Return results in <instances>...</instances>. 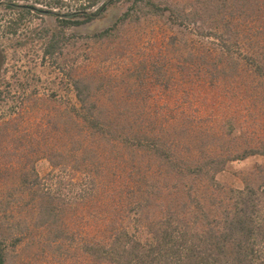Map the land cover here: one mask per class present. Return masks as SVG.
Returning a JSON list of instances; mask_svg holds the SVG:
<instances>
[{
    "label": "trees",
    "instance_id": "16d2710c",
    "mask_svg": "<svg viewBox=\"0 0 264 264\" xmlns=\"http://www.w3.org/2000/svg\"><path fill=\"white\" fill-rule=\"evenodd\" d=\"M112 2L73 0L74 8L67 0H0V7L51 12L62 26H78L101 16ZM129 2L120 22L99 36L111 35L133 16H167L182 28L183 44L178 35L170 39L182 52L167 58L169 71L163 65L153 73L161 70L166 84L158 90L167 98L152 99L155 88L148 83L143 92L149 96L107 106L78 77L72 82L77 101L66 112L71 128L64 129L67 121L58 113L35 129L20 130L23 107L8 111L13 116L0 122L3 216H11L12 204L22 206L30 224L53 228L59 238L70 236L59 222L80 206L76 216L90 224L80 235L81 249L91 264H264V164L241 188L217 180L233 161L264 156V139L255 137L256 130L248 138V129L224 111L233 100L220 96L228 97L236 83H251L255 99L261 92L264 103V0H206L217 5L208 16L198 5L187 9L171 0ZM191 24L200 39L186 36ZM61 44L62 37L53 34L44 56L61 53ZM197 80L202 92L195 91ZM210 104L215 110L207 115ZM41 159L52 167L44 176L37 169ZM114 159L122 171L110 180ZM12 174L17 178H8ZM21 236L0 225V264H9L11 242Z\"/></svg>",
    "mask_w": 264,
    "mask_h": 264
},
{
    "label": "rangeland",
    "instance_id": "374dc122",
    "mask_svg": "<svg viewBox=\"0 0 264 264\" xmlns=\"http://www.w3.org/2000/svg\"><path fill=\"white\" fill-rule=\"evenodd\" d=\"M67 1H71L72 7H77L73 0ZM171 1L187 9L198 5L205 10L207 16L208 12L217 10L215 3L207 4L206 0ZM129 7V0H113L108 9L93 21L78 26H62L54 13L32 10L29 14H23L24 11L19 12L21 8L14 12L2 5L0 122L4 117L12 115L8 111L18 113L21 106L24 109L22 110L24 117L18 120L20 130L26 127L35 129L45 123L49 116L59 115L58 113L67 121L69 117L66 112L71 110V104L77 101L72 82L78 77L85 78L91 86L94 99L107 106H110L109 103L112 101H137L149 96L143 92L148 83L155 88L154 93L150 95L152 99L161 101L167 98L164 92H160L166 84L161 80V70L158 71V75L154 76L153 73L163 65L169 71L171 67L168 68L165 63L167 58L169 56L178 58L182 52L180 45L173 47L170 43L171 37L178 35V40L183 44L182 28L172 25L167 16H150L142 20L133 16L126 24L119 23L113 28L110 31L111 35L99 36L102 31L120 22L121 16ZM262 14L264 20V12ZM258 20L259 18L257 22L254 21L256 26H262ZM205 21L204 24H208L207 17ZM204 24L199 22L198 25ZM190 27L189 35L186 36L190 40L200 39L194 34L197 32L195 31L197 25L191 24ZM53 34L62 37L61 53L54 57H45L44 46ZM260 37L263 40V32ZM176 78L177 73L174 74L173 80L176 81ZM200 82L197 80L194 83L196 92L203 91L204 86L198 85ZM233 86L235 88L228 97L220 95L221 98H227L230 103L233 100L231 103L233 108L230 105L224 106V111L229 113L227 115H235L240 125L248 129V133L250 132L248 138L256 130L255 137L261 141L264 139V103L260 101L261 92L255 99L251 83H236ZM202 96L203 93H199L198 98ZM208 101L213 103V99ZM214 106L210 104L206 110L207 115L214 112ZM69 121L63 124L64 129L71 128ZM6 161L9 162L7 158ZM260 164H264V156L259 154L245 160L233 161L225 171L217 175V180L223 186L241 188L245 184V178L253 180V177H256L255 171ZM19 166L20 163H17L16 167ZM109 167L111 169L106 178L112 180L111 177L121 175L122 168L117 160L114 159ZM37 169L44 176L52 167L47 159H41L37 162ZM8 178L17 177L12 174ZM2 187L3 182L1 184L0 181V189ZM22 209V206L12 204V208L9 206L11 216L5 217L0 208V219L3 220L0 221V225L8 230L13 227L14 235L15 233L22 235L19 237L22 239L19 243L15 240L11 242L14 247H9L12 248L7 256L9 264H91L89 256L81 249L80 235L83 236L90 224L76 216L83 211L80 206L71 214L67 213L59 222V227L70 233V236L63 234L59 238L56 237L53 228L30 224L33 220L29 218L27 211L20 212ZM73 233L76 235L73 236Z\"/></svg>",
    "mask_w": 264,
    "mask_h": 264
}]
</instances>
